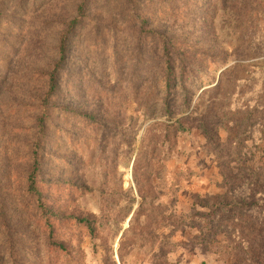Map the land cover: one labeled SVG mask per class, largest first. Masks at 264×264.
Segmentation results:
<instances>
[{
  "label": "rangeland",
  "instance_id": "rangeland-1",
  "mask_svg": "<svg viewBox=\"0 0 264 264\" xmlns=\"http://www.w3.org/2000/svg\"><path fill=\"white\" fill-rule=\"evenodd\" d=\"M81 3L0 0V264H231L191 243L196 229L177 226L207 212L199 198L223 192L220 145L234 136L231 119L206 131L192 112L226 69L264 72V0L85 1L49 102L37 181L63 246L55 250L27 185L48 74ZM157 32L173 38L175 77L180 67L185 74L168 111L159 107L169 74ZM251 49L262 53L249 57ZM227 92L214 99L224 103ZM180 118L190 120L162 144L155 124ZM238 138L241 158L262 166L264 136ZM163 209L172 227L158 231ZM162 241L172 245L161 251Z\"/></svg>",
  "mask_w": 264,
  "mask_h": 264
},
{
  "label": "trees",
  "instance_id": "trees-1",
  "mask_svg": "<svg viewBox=\"0 0 264 264\" xmlns=\"http://www.w3.org/2000/svg\"><path fill=\"white\" fill-rule=\"evenodd\" d=\"M85 1L82 0L78 7V16L69 23L67 30L61 37L60 58L48 74V92L41 107L42 114L37 123V131L31 150L32 165L28 176L27 191L35 198V204L46 220L45 229L49 233L50 243L55 247V250H60L63 246L54 241L55 229L51 223V218L54 216L44 202V195L39 190L37 181L41 173L46 125L49 119V102L57 92L58 77L66 64L67 42L84 19ZM156 35L162 41L164 64L169 74L161 81L166 82V86L163 104H160L159 107L168 111L174 92H177L181 87L184 88L185 74L183 68L180 67L179 73H177L178 77H175L176 70L172 63V57L173 55L178 56V54L172 52L173 38L161 35L159 32ZM253 51L251 49L248 53ZM259 51L260 49L254 51L255 53L249 57L259 56L262 53ZM250 85H252L253 90L249 89ZM223 87L230 88L233 93L227 92L225 102L221 103L214 99L216 98L214 96ZM185 93L187 97H190L194 92ZM221 107L229 109L231 114L224 112L220 116ZM189 108L190 105L186 111ZM192 113L200 117V122L203 123L206 131L216 129L218 121L221 122V119L225 117L231 119L227 127L231 129L234 136L230 137L227 143L220 145L222 148L220 151L227 153L226 158L220 162L223 169L224 181L221 186L223 192L199 198L197 205H200L207 212H196L192 216L185 217L186 219L178 220L177 228H184L185 232L196 229L198 235L194 236L190 242L202 245L207 250L215 251L216 249L217 252L214 253L220 255L224 253L230 259L231 264H264V164L260 167L248 165L247 161L241 158L243 142L239 141L238 138L239 135L250 134L253 129L259 139L264 136V72L252 71L240 63L226 69L222 72V77L216 85L203 90ZM243 114H247V117L242 118ZM189 120V118H180L175 121L174 126L156 123L155 129L160 131L162 144L169 141L170 136L176 137L175 129L179 130ZM168 121H174V119L170 118ZM238 124L240 128L237 127ZM254 125L255 127H253ZM263 140H260L261 143ZM138 216H140L139 213ZM191 217L196 219L198 224L189 223L188 220ZM134 219L132 220L133 224ZM168 226L170 224L167 223V216L163 209L161 218L158 219L157 230L162 231ZM87 229L90 230L89 227ZM171 245L170 242L162 241L160 250L164 251L166 247Z\"/></svg>",
  "mask_w": 264,
  "mask_h": 264
}]
</instances>
